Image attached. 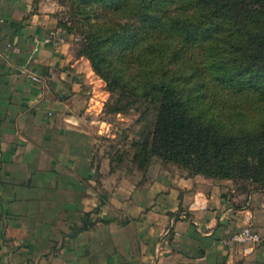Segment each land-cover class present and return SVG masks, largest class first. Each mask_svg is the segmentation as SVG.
<instances>
[{
  "label": "crops",
  "instance_id": "0c3cea01",
  "mask_svg": "<svg viewBox=\"0 0 264 264\" xmlns=\"http://www.w3.org/2000/svg\"><path fill=\"white\" fill-rule=\"evenodd\" d=\"M54 25L42 0H0V264H264L262 191L107 166L104 91L68 42L42 41ZM244 210L259 243L223 245Z\"/></svg>",
  "mask_w": 264,
  "mask_h": 264
},
{
  "label": "trees",
  "instance_id": "16d2710c",
  "mask_svg": "<svg viewBox=\"0 0 264 264\" xmlns=\"http://www.w3.org/2000/svg\"><path fill=\"white\" fill-rule=\"evenodd\" d=\"M77 13L103 110H154L142 160L264 189V0H78Z\"/></svg>",
  "mask_w": 264,
  "mask_h": 264
},
{
  "label": "rangeland",
  "instance_id": "374dc122",
  "mask_svg": "<svg viewBox=\"0 0 264 264\" xmlns=\"http://www.w3.org/2000/svg\"><path fill=\"white\" fill-rule=\"evenodd\" d=\"M42 6L46 10L52 11V16L55 19L54 30L61 41H66L70 44L71 50L76 55L83 41L82 31L87 28L86 22L81 19V13H77L78 0H42ZM84 9L85 11L88 9L100 11L102 7L98 4H93ZM115 20L111 18L109 21L115 22ZM93 74L99 80L98 89L104 91L100 111H95L94 119L98 121L97 126H100V132L96 134V139L99 140L100 154L105 159L107 166L128 171L136 168L141 170L148 166L166 167L168 164L169 166L174 165L164 163L158 157L148 154L142 160L144 156L141 154V150L147 149L150 141L154 110L148 108L143 112L133 110L126 113L106 112L103 110L102 105L107 100L108 93L104 88V82L94 72ZM210 90L214 94H221L212 87ZM185 171L187 172V170ZM232 184L234 191L240 194L260 191L264 193V189H257V186L248 180L237 178L233 180Z\"/></svg>",
  "mask_w": 264,
  "mask_h": 264
},
{
  "label": "built area",
  "instance_id": "2783aa9c",
  "mask_svg": "<svg viewBox=\"0 0 264 264\" xmlns=\"http://www.w3.org/2000/svg\"><path fill=\"white\" fill-rule=\"evenodd\" d=\"M43 42H53V43H59L61 39L57 35L55 31L49 32L42 40ZM30 78L33 81H38V77L34 74H29ZM202 203V198L197 197L196 199L192 200L191 206L192 208H200ZM242 220L243 225L242 227L232 233L228 238L224 239L222 241L223 245L228 246L229 244H242V243H251V244H257L260 241V237L257 234V232L253 228L252 224V216L249 211L244 210L242 213Z\"/></svg>",
  "mask_w": 264,
  "mask_h": 264
}]
</instances>
